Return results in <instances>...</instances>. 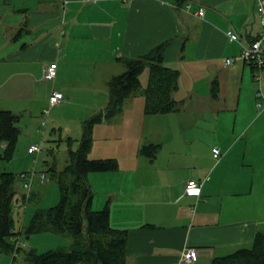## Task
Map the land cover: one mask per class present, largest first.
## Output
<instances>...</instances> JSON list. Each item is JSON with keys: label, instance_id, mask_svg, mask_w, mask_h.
Here are the masks:
<instances>
[{"label": "crops", "instance_id": "crops-1", "mask_svg": "<svg viewBox=\"0 0 264 264\" xmlns=\"http://www.w3.org/2000/svg\"><path fill=\"white\" fill-rule=\"evenodd\" d=\"M62 2L0 0V108L21 115L19 123L33 131L56 89L63 93L61 108L81 96L74 118L81 123L106 106L108 79L124 71L118 58H136L168 40L163 60L178 70L173 97L180 109L164 114L216 105L219 145L212 148L218 146L220 155L214 157L212 148L156 150L153 156L140 150L95 154L119 163L116 171L96 172L94 182L104 189L98 192L109 204L111 225L128 232L126 264H210L215 256L250 246L264 227V108L256 106L257 71L238 58L240 43L229 41L226 32L236 31L247 43L259 35L263 26L255 0H189L181 5L175 0H68L64 13ZM227 58L235 61L226 64ZM50 62L57 63L53 81L42 75ZM258 72L264 92V66ZM144 75L146 84L148 72ZM130 97L119 114L121 122L139 105L137 97ZM140 108L144 113V105ZM221 111L228 120L223 131L218 128L225 123ZM117 116L97 123L93 132ZM49 121L54 124L52 117ZM33 135L27 146L35 142ZM121 135L117 132L115 138ZM206 176L198 193L186 190L188 179ZM188 246L197 259L181 262ZM0 264L6 260L0 258Z\"/></svg>", "mask_w": 264, "mask_h": 264}, {"label": "trees", "instance_id": "trees-1", "mask_svg": "<svg viewBox=\"0 0 264 264\" xmlns=\"http://www.w3.org/2000/svg\"><path fill=\"white\" fill-rule=\"evenodd\" d=\"M175 1L181 5L189 0ZM168 43V40L160 42L136 58H118L124 71L108 79L106 106L81 122L77 148H68L64 168L57 171L55 163L48 164V170L56 177L58 185L59 200L55 205L38 206L41 193L33 187L34 179L38 176L40 182L45 180H40L37 171L29 190L23 186L25 178L21 176L22 172L28 173L29 170L0 171V258H4L6 264H126L127 230L111 225L108 203L99 209L93 208L94 191L89 175L119 168L115 157H88L93 127L96 123L119 115L126 99L136 94L144 97L143 111L147 115L180 109V103L173 97V91L177 88L178 70L166 65L163 60ZM245 62L251 63L256 71L259 70L253 62ZM263 66L264 62L260 69ZM146 68L148 75L143 86L140 75ZM255 81L259 88V81ZM211 84L216 93L217 81L214 79ZM20 117L8 109L0 108V159L10 160L15 154L21 132ZM48 117L43 114L40 120L42 124V120L46 119L45 125L42 124L45 127ZM41 140L38 143L42 147L39 152L44 147ZM66 141L71 145L75 139L69 136ZM31 144L27 146V153H37L28 151ZM158 148V143H149L143 145L140 151L153 156ZM33 161H36V157ZM27 203H33L34 210L28 222H25ZM21 233L28 238L37 233L69 235L71 241L67 247L58 246L38 252L34 247L26 248V243L19 237ZM210 264H264V227L256 231L250 246L215 256Z\"/></svg>", "mask_w": 264, "mask_h": 264}, {"label": "rangeland", "instance_id": "rangeland-1", "mask_svg": "<svg viewBox=\"0 0 264 264\" xmlns=\"http://www.w3.org/2000/svg\"><path fill=\"white\" fill-rule=\"evenodd\" d=\"M147 72L148 68L140 75V79L145 81L146 76L144 74L147 75ZM97 77L102 82L107 81V77L99 76V74ZM142 85L145 86L143 82ZM77 93L82 94L83 92L79 91ZM71 97H73V95H71ZM133 97L138 98L134 102L139 100V105L134 106L132 116H129L127 122H121L120 116L118 115L119 117H115L110 122H103V130L99 129L93 132V149L90 151L94 158H96L95 154H98V152L107 155L108 153L114 154L118 150H140L143 145L153 142L160 143L158 150H211L214 143L219 145V138L218 135L215 134L216 130L213 123L215 122L213 115L215 113H213V111L217 108L216 105L205 106V108L202 109L194 108V106H186L181 114L171 115L172 117H169L167 114L146 115L140 108L141 105H144V97L141 94H136ZM131 98L132 97L127 99V104L130 103L129 100H131ZM142 98L143 101H140ZM81 102V96L77 95L72 102L74 105H67L61 108V104H58L54 114L53 111L51 112L52 114L49 113L46 127L41 124L39 118L38 121L35 120L36 122L33 123V131L29 132L28 129H25L24 123L20 122L19 126L21 127V132L13 158L10 160L0 159V171L18 172L30 170L33 166L34 157H36L34 165L36 171L46 174V180L44 182H40L38 176L34 179L33 187L38 188L41 193L38 206H52L59 200L56 177L48 170V164L55 163L56 170H62L67 163L68 148H77L78 140L81 136V123L77 122V119L74 118H77L76 112L80 108ZM225 115H227V113L221 111L220 117L222 121L225 119ZM50 117L54 119V124L50 123ZM49 124H53V128H50L51 126H48ZM106 125L109 127L106 128ZM226 125H228L227 117L222 126L218 124L219 131H223L221 127ZM115 127H118L117 131ZM110 128H112V130L108 132ZM117 132L118 134L123 133V135H121L120 138H115ZM30 135H33L32 139L36 143H41V138L43 139L44 147L38 154H28L26 151V141L31 139L29 137ZM107 135H109V137L104 138ZM69 136L75 139V141H72L71 145H68L66 141ZM216 147L218 148V146ZM92 156L90 157L88 154L89 158H93ZM24 157L26 158L22 160ZM95 173H91V176H89L93 181L94 189H97V191L93 189V208L99 209L104 205V200L102 199L103 195L99 194L98 191L104 192V189H102V186L97 182H94L97 178V176L94 175ZM93 176L95 179H93ZM33 210V203H27L25 207V222H28ZM17 226L19 225L17 224ZM19 237L26 243V248L34 247L38 252L58 246L67 247L71 241L69 235L52 233H37L30 238H26V235L21 233Z\"/></svg>", "mask_w": 264, "mask_h": 264}, {"label": "built area", "instance_id": "built-area-1", "mask_svg": "<svg viewBox=\"0 0 264 264\" xmlns=\"http://www.w3.org/2000/svg\"><path fill=\"white\" fill-rule=\"evenodd\" d=\"M68 0H63L61 6H62V11L64 13L65 7L67 5ZM255 8L256 12L259 14L261 24L263 26L262 31L259 33L257 38L253 40L250 43L244 42L241 39V36L234 30L230 29L226 32L227 39L231 42H238L240 43V51H239V56L238 58L243 60V61H250L255 64V66L260 69L261 65L263 64V45H264V0H255ZM204 9L201 7L198 11V15H203ZM235 61V58H227L226 59V64H232ZM57 74V63L56 62H50L49 64H46L43 67V78L46 80L53 81L56 77ZM254 78L259 81V85H261V75L257 71L254 74ZM256 106L258 109L264 108V92L259 86V88L256 90ZM63 100V93L60 90L53 89L49 95V101H48V107L43 110V114L45 116L49 115L50 108L59 102ZM46 119L42 120V124L45 125ZM42 149L40 144L35 143L31 144L28 148L29 152H39ZM213 156L218 157L220 155V149L217 147L212 148ZM36 162V161H34ZM36 174V169L35 166L33 165L32 168L26 172H22L21 176L25 178V182L23 183V186L29 190L32 185L33 177ZM39 177L41 181L46 180V174L44 172L39 173ZM209 179V176L204 177L203 179H195V178H190L186 182V190L187 191H194L198 193L201 190V186L205 180ZM197 259V255L193 249V247H186L181 256H180V261L181 262H193L194 260Z\"/></svg>", "mask_w": 264, "mask_h": 264}, {"label": "water", "instance_id": "water-1", "mask_svg": "<svg viewBox=\"0 0 264 264\" xmlns=\"http://www.w3.org/2000/svg\"><path fill=\"white\" fill-rule=\"evenodd\" d=\"M26 238H28V236Z\"/></svg>", "mask_w": 264, "mask_h": 264}]
</instances>
